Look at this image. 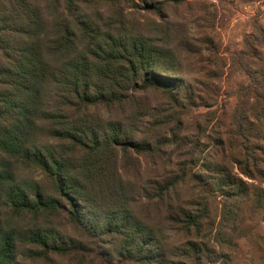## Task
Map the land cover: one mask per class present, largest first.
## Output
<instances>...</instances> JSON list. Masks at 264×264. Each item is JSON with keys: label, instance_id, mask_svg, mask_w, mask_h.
<instances>
[{"label": "trees", "instance_id": "trees-1", "mask_svg": "<svg viewBox=\"0 0 264 264\" xmlns=\"http://www.w3.org/2000/svg\"><path fill=\"white\" fill-rule=\"evenodd\" d=\"M139 1L156 14L169 3ZM116 17L99 13L98 0H0V264H55V256L89 255L61 230L62 215L97 243L96 257L112 262L106 239L117 264H156V254L164 252L161 230L136 212L139 198L168 211L172 200L180 204L173 196L182 187L228 200L247 195L223 169L211 176V189L204 186L209 179L195 175L205 146L190 113L206 103L178 80L180 66L166 65L175 58L172 50L153 43L121 13ZM149 88L167 93L163 113L152 115L137 101L136 94ZM235 121L243 136L242 122ZM143 164L158 174L150 189L131 180ZM178 211L184 229L198 225L180 205ZM190 253L197 264L193 244Z\"/></svg>", "mask_w": 264, "mask_h": 264}, {"label": "rangeland", "instance_id": "rangeland-1", "mask_svg": "<svg viewBox=\"0 0 264 264\" xmlns=\"http://www.w3.org/2000/svg\"><path fill=\"white\" fill-rule=\"evenodd\" d=\"M168 2L162 13L156 14L142 9L139 0H98V12L107 20L121 13L131 27H139L153 43L174 52L175 58L167 59L166 65L180 66L178 80L185 81L201 97V103H206L190 113L202 127L201 133H196L205 146L195 175L210 180L223 169L229 179L242 184L247 195L228 200L200 187H182L173 196L180 204L172 200L168 211L148 197L139 198L134 208L161 230L165 254L160 258L156 254V264L162 260V264H193L191 244L197 248V264H264V0ZM166 97V92L154 88L136 94L152 115L163 113ZM235 119L242 122L243 136L236 132ZM254 136L260 138L253 140ZM207 167L211 170L205 171ZM23 172L40 179L38 173ZM157 175L143 164L138 179L131 180L150 189L149 181ZM213 182L205 181V188L211 189ZM179 205L196 216L198 225L190 231L181 223ZM16 221L23 225L21 217ZM58 223L63 232L89 248V255L55 256V264H117L118 257L110 254L112 247L106 239L104 253L110 263L95 256L97 243L77 234L64 215Z\"/></svg>", "mask_w": 264, "mask_h": 264}]
</instances>
